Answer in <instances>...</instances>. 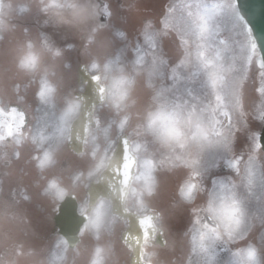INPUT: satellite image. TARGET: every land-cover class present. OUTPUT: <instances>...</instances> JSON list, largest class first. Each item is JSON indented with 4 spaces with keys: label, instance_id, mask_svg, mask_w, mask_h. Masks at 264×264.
I'll return each instance as SVG.
<instances>
[{
    "label": "rangeland",
    "instance_id": "obj_1",
    "mask_svg": "<svg viewBox=\"0 0 264 264\" xmlns=\"http://www.w3.org/2000/svg\"><path fill=\"white\" fill-rule=\"evenodd\" d=\"M99 1L106 9H102L100 15L105 13L108 19L102 22L98 17L97 26L84 44V51H80L72 43L58 48L59 45L47 42V34L41 27L48 24L49 18L41 12L38 0H0V96L8 91L22 94L27 80L19 62L29 43L35 46V50L45 52L43 65L45 63L48 68L47 79L55 78L53 70L59 67L57 77L63 92L60 98L63 130L59 143L63 147L64 159L55 152L47 153L44 168L46 175L52 176L47 183V197L59 201L69 193L83 190L89 180L86 173L71 176L73 163L87 156L97 165L101 155L105 157L106 149L113 145L111 143L105 149L106 143L123 134L130 135L140 157L132 190V195H137L142 169L150 166L148 158L153 154L161 158L159 146L138 127L143 123L145 113L159 104L201 113L215 129V142L198 157L187 159L183 166L173 164L177 181L174 194L167 195L165 184L164 188L157 187L158 197H154L151 195L155 190L153 185L146 192L143 189L137 198L140 212L158 210V222L164 232L165 244L158 247L148 244L146 259L152 264H184L188 259L191 233L196 228L197 219L190 233L191 217L183 205L187 197L184 182L189 179L199 183V175L205 166L208 183L218 175L219 183L242 201L245 213L251 210L254 229L247 236V229L236 231L235 237L243 245L241 248L247 247L251 238L249 245L255 246L259 252V264H264V209L261 208L264 203L259 206L264 200L260 196L261 181L257 180L264 176V169L257 166L264 168V152L259 144L264 123V65L236 0H91V3L98 7ZM161 41L163 54L159 47ZM94 62H111L134 77L132 99L135 104L128 109L132 116L126 126L121 125V117L106 102L99 105L96 110L99 127L91 131L84 156H78L67 149V143L69 124L80 107L75 114L64 110L67 102L74 100L72 91L83 90V85L76 81L77 68L79 73L80 64L85 63L90 72L96 73L92 70ZM162 72L168 73L167 80L163 79ZM73 83L75 86L71 88ZM45 84L47 101L53 104L51 95L55 87L48 80ZM48 107L52 106H47L49 110ZM2 109L6 110L5 107ZM253 156L255 166L251 163L253 158L250 157ZM231 163H236L237 167H230ZM166 164H162V168ZM14 168V173L28 176H33L36 171L33 164H25L21 172L18 160L14 161ZM250 179L252 184L249 187ZM20 195L22 198L13 203L15 210H12L17 223L14 218L8 221L7 214L0 216V264H13L14 257H19L16 264H27L28 257H31L32 264H40L39 258L45 257V251L54 245L55 237L49 233L51 200L37 192L30 196V201L22 191ZM17 196L15 194L10 200L15 201ZM166 196L175 202L169 204ZM252 198L253 208L250 206ZM257 198H260L259 205ZM35 202L46 206V211L41 212L33 205ZM2 205L9 203L0 199ZM86 206L84 203L81 211ZM88 222L86 229L96 228L99 222L115 223L117 217L111 215L106 201L100 200ZM124 225L119 223L115 229L106 230V239L119 240L117 234ZM113 231L115 237L108 236L107 232L113 234ZM83 245L84 241L75 248H67L62 240L63 259L75 257ZM127 255H130L129 250ZM76 258L81 259V264H87L88 257ZM129 258L114 257L106 264H130Z\"/></svg>",
    "mask_w": 264,
    "mask_h": 264
},
{
    "label": "flooded vegetation",
    "instance_id": "obj_2",
    "mask_svg": "<svg viewBox=\"0 0 264 264\" xmlns=\"http://www.w3.org/2000/svg\"><path fill=\"white\" fill-rule=\"evenodd\" d=\"M43 67L48 70L45 63ZM58 70V66L53 70L55 75L52 82L55 86V92L51 95L53 104L47 101L45 84L47 78H42V72H30L25 70L27 83L23 87L22 94L10 92L7 95L3 94L0 96V126L4 125V127L0 128V199L7 200L9 205L10 201H12L10 198H14L15 194L21 197V191L25 193L28 198H30L33 193L35 194L37 192L42 195L44 192L42 183L46 185V175L43 171L45 170L44 166L47 161V153L51 149L55 150L60 145L59 141L63 130L61 97L57 94V85L60 79L57 77ZM17 88L19 89V86ZM14 90L17 91L15 87ZM47 104L52 106L48 107L49 110L47 109ZM2 107H5L6 110H3ZM111 143L112 141L107 142L105 149L109 147ZM148 159L150 161V166L149 168L145 166L142 169V181L137 187V195H132V192L128 198V205L131 202V209L137 208V198L141 195L143 189L146 192V190L152 186L153 175H155L156 178V187L164 188L166 184L168 195L171 192L174 194L175 184L177 182L174 179V175L169 174V178L167 176V179L164 175L158 176L157 173L162 168V164L160 163L161 158L153 154L152 158ZM15 160L19 161L21 172L24 171L23 165L33 164L36 169L34 175L28 176L24 173L23 175L14 173ZM167 165L172 167L173 164L167 163ZM73 169L75 172L80 170L82 174L86 173V177L91 179L98 176V172H100V170H97V165L89 158L76 162ZM213 180L217 181V183L212 184V180L208 183L207 175L205 174V170H203L199 175V183L196 180L191 181L189 179L184 182L188 195L194 192L197 193L196 198L193 200L196 204L189 205L188 210L192 211L193 209H198L205 202L210 192H216L221 189L218 175H214ZM41 181L43 182L41 183ZM37 182H39L38 186ZM31 186L33 189H31ZM83 193L85 194L84 196H78L80 205L86 201L88 203V189L86 188ZM38 202L41 204L40 201ZM40 204L36 202L33 203L41 212H45L46 206L43 205V208ZM9 205H2L0 207V214L5 213V209L9 207ZM11 208L15 210L13 205H11ZM250 211L249 209L245 213L243 223L237 225V231L247 229L246 236L254 229ZM56 212L57 211L53 209V218L50 222L49 231L51 235L55 236L54 245L45 251V257L39 258L40 264H80L81 261L76 257L82 256L89 257L88 264H105L109 257H126L125 254L117 255L115 253L117 246H119L120 249H124L126 248V244L121 243L117 245L106 239L107 235H105L106 230L115 229V227L119 225L121 222L119 218L115 223L99 222L96 224L97 226L95 225L96 228H85L82 233L85 240L83 249L78 252L76 257L71 258V260H63L60 252L62 236L59 234L58 228L54 222ZM12 218L11 215V219ZM123 221L126 225L127 220ZM107 234L109 236L111 233L107 232ZM199 234L202 236V253L200 257H189L186 264H234L233 253L236 249L241 248L240 246H243L239 244L238 238H236L237 236L233 240L213 241L208 239L201 230ZM250 242L251 238L248 239L247 245H249ZM26 262L27 264L33 263L31 257H28ZM15 263L16 260L13 261V264Z\"/></svg>",
    "mask_w": 264,
    "mask_h": 264
},
{
    "label": "clouds",
    "instance_id": "obj_3",
    "mask_svg": "<svg viewBox=\"0 0 264 264\" xmlns=\"http://www.w3.org/2000/svg\"><path fill=\"white\" fill-rule=\"evenodd\" d=\"M38 2L41 12L54 19L56 23L71 27L87 25L96 15L91 0H38ZM25 47L27 50L21 57L20 66L26 71L42 72V78H46L47 70L43 67L45 52L35 50L31 43ZM92 70L99 77L98 83L103 90L102 99L121 117V125L126 126L132 116L128 109L135 104V100L132 99L136 83L134 77L115 67L111 62L104 64L94 62ZM79 107V101L69 100L64 111L75 114ZM138 127L159 146L161 164L183 166L187 159L198 157L217 139L215 129L206 115L164 104L156 105L147 111L143 123ZM104 163L105 157L101 155L97 162V170L102 168ZM196 195L194 192L185 202L192 203ZM193 211L197 213L200 230L213 241L233 240L237 225L243 223L245 216L242 201L224 187L219 191L210 192L205 202ZM233 255L234 264H259V252L254 245L238 248Z\"/></svg>",
    "mask_w": 264,
    "mask_h": 264
},
{
    "label": "water",
    "instance_id": "obj_4",
    "mask_svg": "<svg viewBox=\"0 0 264 264\" xmlns=\"http://www.w3.org/2000/svg\"><path fill=\"white\" fill-rule=\"evenodd\" d=\"M237 2L240 13L252 28L264 61V0H237ZM81 68V76L86 82V87L85 91L79 94L83 102L82 110L73 123L70 143V146L77 151L82 149L87 132L93 123V113L96 105L104 101L102 99L103 90L99 86L97 74L91 75L85 72L84 65ZM261 142L264 146V129ZM136 161V155L132 152L128 137L126 135L122 136L107 169L102 172L98 181H93L91 184L90 205L92 206L102 196L111 199L113 211L129 219V228L124 233V240L133 247L132 262L134 264H147L141 257L143 254L142 244L147 238L155 235L157 228L154 219L156 214L150 213L141 216L128 211L125 207ZM86 219V214L78 213V204L75 197L68 196L60 207L56 222L60 232L71 245H74L79 240L78 233ZM161 234L162 230L158 235V243L163 244L164 239Z\"/></svg>",
    "mask_w": 264,
    "mask_h": 264
},
{
    "label": "trees",
    "instance_id": "obj_5",
    "mask_svg": "<svg viewBox=\"0 0 264 264\" xmlns=\"http://www.w3.org/2000/svg\"><path fill=\"white\" fill-rule=\"evenodd\" d=\"M85 32L81 31V30H77L75 32L74 31H68V32H65L64 30L62 31L61 33V37L62 39H65V40H68V39H71L73 40L74 42H80L84 36Z\"/></svg>",
    "mask_w": 264,
    "mask_h": 264
},
{
    "label": "snow or ice",
    "instance_id": "obj_6",
    "mask_svg": "<svg viewBox=\"0 0 264 264\" xmlns=\"http://www.w3.org/2000/svg\"><path fill=\"white\" fill-rule=\"evenodd\" d=\"M159 47L161 49V54H163L162 53V41L160 42ZM132 58L135 59V56H133ZM161 75H162L163 79L167 80V77H168V73L167 72H162ZM262 147H264V146H262ZM216 166H218V165H216ZM230 167L236 168L237 164L236 163H231ZM213 183H217V181H214ZM251 184H252V179H250L249 187L251 186ZM260 186H261V190L264 191V176H262V178H261V185ZM221 187H223V184H221ZM241 238H243V237H241Z\"/></svg>",
    "mask_w": 264,
    "mask_h": 264
}]
</instances>
